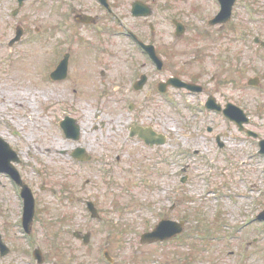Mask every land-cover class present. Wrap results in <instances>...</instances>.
Instances as JSON below:
<instances>
[{
	"label": "rangeland",
	"instance_id": "rangeland-1",
	"mask_svg": "<svg viewBox=\"0 0 264 264\" xmlns=\"http://www.w3.org/2000/svg\"><path fill=\"white\" fill-rule=\"evenodd\" d=\"M64 1L27 0L13 17L15 0H0V136L18 153L21 178L36 202L28 242L22 236L21 190L0 174V234L11 249L0 255V264L35 262L31 247L40 248L46 264H109L106 251L114 264H264V224L244 226L246 217L264 211V158L251 153L246 135L243 142L234 138L239 133L232 125L226 148L219 154L208 151L205 121L216 117L225 127L222 116L201 114L184 100L178 101L179 109L171 107L149 85L130 90V74L141 57L129 40L116 35L122 29L107 20L96 28L75 26L68 22L73 14ZM155 4L156 33H147L151 40L160 43L162 36L173 35L170 20L180 19L187 27L181 42L188 53L181 62L193 57L184 47L193 37L202 56L200 65L194 61L191 67L205 73L206 88L216 92L220 86L219 99L228 84L226 93L256 122L250 129L264 138V48L254 43L255 37L264 40V0H236L224 26L210 25L219 11L212 0ZM18 23L26 35L11 48ZM67 35H72L70 42ZM66 52L71 54L68 81L52 83L49 73ZM142 71L149 84L158 79L153 67ZM256 77L260 85L249 87L248 80ZM193 113L200 117L193 118L199 121L196 129L190 124ZM64 116L86 126L79 140L62 133ZM137 125L154 127L168 136V143L150 148L131 138ZM57 140L63 145L56 151L38 149ZM79 148L91 161L73 158ZM187 148L192 154L182 155ZM175 149L181 154L178 165L171 164ZM88 201L99 218H92ZM163 219L186 221L181 238L143 245L141 236ZM75 232L91 233L90 244L76 239ZM197 234L224 236L205 240Z\"/></svg>",
	"mask_w": 264,
	"mask_h": 264
},
{
	"label": "flooded vegetation",
	"instance_id": "flooded-vegetation-1",
	"mask_svg": "<svg viewBox=\"0 0 264 264\" xmlns=\"http://www.w3.org/2000/svg\"><path fill=\"white\" fill-rule=\"evenodd\" d=\"M103 2V5L106 6L105 8L99 0H83V2L78 5L74 0H65L63 2V5L66 7V10L72 12V19H69V23L73 22L75 26H99V23H101L104 20L110 21L114 24H119L122 27H128L130 32L133 34L132 41L129 43V45L133 48L134 53H137L140 58L137 68L139 70V77L134 80L132 78V74H130V82H129V89L134 91V84L143 77H145V84L143 89L146 86H151L156 89L157 94L161 96L160 101L163 103V98L165 97H171L176 102L184 100L188 105L193 107H207L206 109H210L212 114H215L216 116H222L224 119V126H219V121H217L216 117H208V126L206 127V131L209 134L210 137H208V151L215 152L217 154L221 153L226 148L225 138L230 136V125H232L237 132L239 133L238 136H234L235 139H237L240 142L244 141L243 135H246L245 131H241L240 126L233 122L226 114L225 110H228L231 106V104H234L233 106L239 107L236 103H234L230 99L229 95V85L226 84V92L222 93V97L219 99L217 96L218 92L220 91V86L216 90V92L211 91L207 87V82L205 81V73H199L198 71H195L191 66L195 63H198L200 65L201 63V56L202 52L198 53L199 50H197V47L195 46L194 38L192 37L190 41L185 42V46L187 49L190 50L189 54H191L193 57L191 60H188L186 62H181V59L183 56H186L188 53H183L182 49V42L183 39H185V36L178 35L177 25H182L185 28L186 25L180 21V19L174 17L170 20L171 25L175 28V32L171 36H162L160 43H156V41L151 40L149 35L147 34L148 31H150L151 35L156 33V27H155V21L154 17L156 15V4L155 0L154 3L150 0H101ZM122 3V4H120ZM122 6H127V10L125 11ZM109 8V9H108ZM164 10H167L166 5L164 6ZM126 12V14L124 13ZM105 14L106 18L102 15ZM81 15H84L85 17H80ZM163 20L166 21V15L163 16ZM80 22H89L83 24ZM147 29V30H146ZM257 38L254 39V43L256 44ZM143 45L145 49L149 53L152 54V50L156 57H158L157 62L159 65V69H157L158 73V79L149 84L150 77L149 75H146V73H143L142 69L146 66H151V68H154V64L152 61L146 60L144 56H142L137 48L139 45ZM149 47V48H146ZM139 49V48H138ZM197 50V55L196 54ZM223 48H221L220 51H222ZM69 55H71L69 53ZM177 60V61H176ZM227 59H224L226 61ZM167 63H169L172 67L170 68V71L167 68ZM181 68V69H180ZM190 70L188 71V69ZM133 69V68H132ZM169 73V74H167ZM103 76H106L104 73ZM69 77V74H68ZM68 77L66 81H68ZM175 79V80H173ZM173 80V81H171ZM192 84L198 87L196 92H191L185 88H179L178 85H180V82ZM217 76L213 75L211 77V82L216 83ZM259 79V83H260ZM152 88V89H153ZM142 89V90H143ZM149 95H151V90H148ZM190 102L188 99H190ZM193 98V99H192ZM196 100L195 103L193 100ZM241 108V107H239ZM190 117V124H193V127L198 128L199 121H194L193 118L198 117L197 114L193 113ZM189 118V117H188ZM187 118V119H188ZM200 118V117H198ZM228 124V125H227ZM144 126V125H142ZM256 126V122L252 119L250 122L245 126L246 128L250 129L251 127ZM144 127H150V126H144ZM242 134V136H240ZM248 137V136H247ZM157 139V138H156ZM249 142H251V153L256 157L261 156L259 153V141L249 138L247 139ZM143 141V140H142ZM144 142V141H143ZM148 147L154 148L156 145L152 146L149 143L144 142ZM161 147V146H159ZM164 147V146H162ZM254 147V149H253ZM214 149V151H213ZM180 149H175V151L172 153L174 154L175 158L174 161L171 162V164L178 165L179 158L182 154H180ZM187 152H191V148L186 149ZM163 152V151H162ZM199 152V150H198ZM196 152V154L198 153ZM162 154V163H166V155L167 153L163 152ZM253 156V157H254ZM13 156L9 158V160L12 159ZM6 160V157H4ZM17 161L12 160L11 164ZM173 209V208H172Z\"/></svg>",
	"mask_w": 264,
	"mask_h": 264
},
{
	"label": "water",
	"instance_id": "water-1",
	"mask_svg": "<svg viewBox=\"0 0 264 264\" xmlns=\"http://www.w3.org/2000/svg\"><path fill=\"white\" fill-rule=\"evenodd\" d=\"M22 2H23V0H20V3H22ZM221 2L223 5V10L220 14L218 21H214V23H216V22H227L230 19L232 5L234 3V0H221ZM214 23H212V24H214ZM180 29H181L180 33H183L184 29L182 27H180ZM22 36H23V31L18 32L17 38L13 41V43L17 40H20ZM263 45H264V43H263ZM67 66H68V60L66 59L63 62V64L60 66V68L55 73V75H60L59 79L63 78V75H65V73L67 71ZM251 83L257 84L258 82L256 80H254ZM227 112H229V111L227 110ZM239 113L240 114H238V112H236V109H235V112H231L229 114V116L231 117V119H234L235 121H237L241 125L243 122L248 121V119H246V117L242 111H240ZM70 123H71V126L69 125ZM63 126L66 129L67 134L70 137H74L75 139H77L79 137V127L76 125L75 121L67 119V122L63 123ZM141 136L144 137L146 139V141H148V136H145L144 133H142ZM0 143L3 144L1 147H3L4 145L7 146L2 141H0ZM164 143H165V141L161 142V144H164ZM7 148H8V146H7ZM8 150L10 152L9 148H8ZM25 195L30 198V201L32 204L33 202H32V199L30 197V192L28 191V189L26 187H25ZM181 226L182 225H177L176 223H172V222H163L160 226H158V228L153 233L144 234L142 236L141 242L143 244H145V243H152L155 241H163V240L172 238L182 231ZM89 239H90L89 235L84 236V240L86 243L89 242ZM1 245L3 248L4 245L2 243H1ZM37 257L39 258L40 263H42V258L40 256V254H38Z\"/></svg>",
	"mask_w": 264,
	"mask_h": 264
},
{
	"label": "bare ground",
	"instance_id": "bare-ground-1",
	"mask_svg": "<svg viewBox=\"0 0 264 264\" xmlns=\"http://www.w3.org/2000/svg\"><path fill=\"white\" fill-rule=\"evenodd\" d=\"M19 101L22 102L23 101V98L21 97V99L19 98ZM21 106H24V104L22 103ZM86 126H82L81 127V131L82 133L84 134V130H85ZM49 142V141H48ZM63 145V143L61 141H50L49 142V145L47 143H44L41 147H39L38 149L40 150H47L49 152L51 151H56V149H58L59 147H61ZM48 146V148H46ZM72 148H75V147H80V146H71ZM88 149H90V146L87 147ZM68 150V149H67Z\"/></svg>",
	"mask_w": 264,
	"mask_h": 264
}]
</instances>
